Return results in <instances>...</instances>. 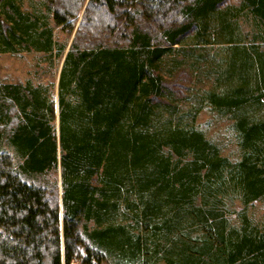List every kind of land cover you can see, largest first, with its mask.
<instances>
[{
  "label": "trees",
  "instance_id": "1",
  "mask_svg": "<svg viewBox=\"0 0 264 264\" xmlns=\"http://www.w3.org/2000/svg\"><path fill=\"white\" fill-rule=\"evenodd\" d=\"M231 1L0 0V53L60 57L74 31L56 101L0 83V264H264V0ZM184 68L237 160L181 110Z\"/></svg>",
  "mask_w": 264,
  "mask_h": 264
},
{
  "label": "rangeland",
  "instance_id": "2",
  "mask_svg": "<svg viewBox=\"0 0 264 264\" xmlns=\"http://www.w3.org/2000/svg\"><path fill=\"white\" fill-rule=\"evenodd\" d=\"M19 3L23 11H33L35 13H45L46 7L43 0H15ZM237 3V0L231 1V4ZM80 20V16L78 21ZM78 21L75 25H78ZM52 24V22H50ZM53 25V24H52ZM243 31H253V22L244 21L241 23ZM75 30V29H74ZM54 40L56 41V47L64 46L65 49L61 56H58V52L53 51L52 54L42 52H6L0 53V83H30L33 86H44L49 87L50 91H53L54 99L56 101V89L59 69L61 67L63 56L67 51L72 38V34H68L62 27H55L53 31ZM197 52L204 54L203 56H209L207 53L212 55L215 53L214 48H206V51ZM210 57V56H209ZM166 70V69H165ZM181 71V76L178 77V81L186 80V87L188 91L185 93V102L181 103V110L186 113V117L190 120L194 116V127L201 130L207 139L216 144L223 156L227 157L231 161L238 159L239 150L237 147L236 134L231 127V122L225 120L222 117H217L213 114L208 107H203L195 115V110L199 107V98L201 92L208 87V80L205 78L203 71L199 74L198 72H191L189 68H184ZM201 107V106H200ZM57 107L55 104V113ZM189 112V114H187ZM56 118V117H55ZM57 124V119L55 120ZM4 150V149H3ZM55 174L52 172L48 175V178L53 180ZM58 178V173H57ZM234 209H241L238 202L233 205ZM246 212L248 216L255 222L264 221V198L251 203ZM232 222H235V216H230ZM78 264V263H72ZM107 264V263H102Z\"/></svg>",
  "mask_w": 264,
  "mask_h": 264
}]
</instances>
